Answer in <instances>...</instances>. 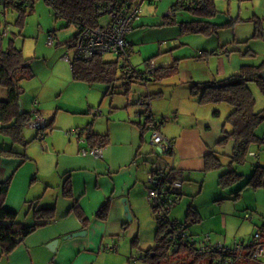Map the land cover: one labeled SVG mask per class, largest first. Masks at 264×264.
Here are the masks:
<instances>
[{
	"label": "crops",
	"instance_id": "0c3cea01",
	"mask_svg": "<svg viewBox=\"0 0 264 264\" xmlns=\"http://www.w3.org/2000/svg\"><path fill=\"white\" fill-rule=\"evenodd\" d=\"M153 2H155V5L149 4L147 6V3L150 2H146L141 6L138 20L134 22L132 30L126 36V40L130 44L129 61L132 68L134 67L137 71H142V73L145 72L143 76L149 75L152 71L159 72L172 66L176 68V71L169 77L157 80L151 78L145 82H141L134 79L133 84L143 86L142 90L138 91L140 95L137 94V97L132 96L131 92L129 94L124 93L126 100L118 98L114 101V97H112L110 98L111 101L108 107V99L106 97L108 93L103 83L88 84L74 80L71 63L75 59L72 40L76 33L60 46L73 50L72 53L74 54L72 57L68 53L62 57L58 56L57 54H60L58 50H52L56 47L55 41L52 46H48L46 39V46L50 47L49 51L51 53L46 57L25 59L27 61L24 63L26 67L23 77L17 81V86L20 89V94L23 93L22 82H24L23 86L25 89L29 85H32L27 83H33L34 87L31 88V98L25 97V99L19 100L20 109L22 112L30 114L34 109V102H36L35 108H37L47 122H51V127L43 132L44 138L42 141L38 140V131L37 134L27 139L25 137L27 126L24 128L23 135L28 145L25 147L17 145L14 148L17 152H23L26 158L9 157L1 153L2 150L13 147V144L8 137L0 132V182L9 178L11 179L5 200V204L7 205L5 206L17 212V221L20 222L21 220L19 217L20 211H25L28 215L33 208L54 206V220L57 222L53 226L46 224L23 238L10 254H1L3 264H85L88 261L92 262V260L98 258L93 256L92 252L102 251L100 250V245L108 228L109 222L107 216L109 206L111 205V209L115 205L120 218L122 207L120 205L116 206V200L126 198L132 219L136 216L134 208H136L135 201L137 198L133 199V193H135L133 192V188L138 187V181L143 178V173H141L140 169L132 166L130 162L138 166L140 160L141 162L150 161L151 169L148 176L153 171L174 174L173 180L181 183L179 191L180 199L175 205L177 206L182 200V192L184 190L186 192L191 191L190 184L186 188L184 184L185 180L190 181L189 175L186 176L184 174L187 171V166L191 167L189 163L191 158L189 157L196 154L198 158H202L204 171H209L205 168V156L208 153L212 152L219 158L214 149L225 137L224 131L227 129L226 118L231 112V108L226 104L224 105L225 108L222 106L224 115L220 119L221 112L217 110L218 107H221L219 106L220 104H200L198 96L192 92L191 86L193 83H205L219 80L222 77L227 78L239 73L244 66L248 65H244V60L243 63L240 61L233 62V58L229 56L228 47L226 46L229 43L226 42L225 45L221 46L219 41L209 38L215 33L208 35L188 30L185 27L186 23L199 21L219 25L217 19H215L217 15L209 18L193 15L187 16V18L181 16L179 20L169 22L167 18L169 12H171L170 10L161 21L160 13L162 11L160 9H163L164 12V9L170 4L171 0H152L151 3ZM249 20L254 22L252 37L264 39L255 36L257 28L264 30L261 23L264 17L260 19L254 16ZM240 22H242V19H236L231 26H235ZM4 30L7 29L5 28ZM51 32L54 34V40L55 38L57 39L58 36H56L55 31ZM147 33H165L166 40L160 41L161 38L159 37L144 38ZM2 34L3 32L1 36ZM191 35L206 37L207 39L203 41L200 47H194L193 50H189L188 46L191 39L188 37H192ZM6 36L2 38L4 39ZM237 38V35L233 38V41L236 43H238ZM247 40L245 39V43L249 41ZM217 44L220 47L216 50L215 45ZM2 45L5 47L3 40ZM248 52L251 53V50L248 49ZM52 53L54 54L52 55ZM116 61L120 66V60ZM139 63L142 66L138 68L137 64ZM259 66L262 67V72L264 70V62ZM34 77L35 80L27 82ZM133 84L129 87L130 91ZM75 89L84 94V100L81 105H76L73 101L68 104L65 101L68 99L65 98L66 92L73 93ZM101 95L102 99L100 100L103 103V109L100 110L96 108L99 101L96 100ZM142 96H145L146 99H142ZM148 96H150V99L147 98ZM7 97V88L0 84V101L7 99ZM63 100L66 105L63 104ZM140 100H144L145 103L143 105L137 104ZM123 109H125V114L122 111ZM147 110L150 111V115H147L149 116L148 119L143 115ZM103 111L105 115H103ZM65 113L69 114V116H64ZM56 120L59 123L58 125L70 129H66V133H71V139L70 137H61L59 134L55 136V133H52L54 129L53 123ZM149 122L161 124V135L171 142L172 154H161L157 152L158 149L154 146V151H142L140 150V145L134 158H130L129 160L130 153L133 154L130 143L125 144L122 143L123 141L119 142L118 140H133V128L136 130L138 128L142 131V134L144 132V134L148 135V133H151L146 127ZM143 128L145 129L143 130ZM71 129L74 130L71 131ZM76 130H80L84 136L89 132L91 134L108 135V144L104 148H101L102 158H94L91 155L81 156L79 154L81 149L90 150L93 147L91 148L87 141L86 143L80 142L79 137L75 133ZM50 133H52L51 136L49 135ZM125 146H129L128 150H123ZM116 174L122 176L129 174V177L122 183L116 180ZM68 178L71 183V197H66L63 192L65 181ZM18 182H20L21 193L20 190L19 192L14 191ZM200 182L198 178L194 180L196 184ZM92 189L94 192H91ZM16 192L18 193L17 195ZM90 192L89 201H91L92 210L88 212L87 208L89 206L83 203V199ZM143 193V189L140 188L138 194L141 198L143 197ZM78 195L79 197H77ZM46 196L52 200L56 198L57 202H61V207L50 202V204L44 203L42 199ZM19 200H21V205L17 202ZM105 200L108 204V211L105 220H101L97 218L96 214L105 203ZM74 201L78 202L89 225L90 221L92 222L90 226H88V223L84 225L75 213L70 211ZM101 203L102 205L97 209V206ZM27 205L28 207H26ZM65 207L67 211L64 209ZM172 210L169 217L171 220L177 221L173 217ZM196 212L198 213L197 220L200 222V214L197 210ZM72 215L76 218L74 219L76 222L75 227L70 223V220L68 221ZM31 216L34 219L33 215ZM262 225L256 235L260 234ZM59 229L60 234L65 235L74 231L86 232L83 235L87 236L84 240L85 242H81L84 244L83 249L79 247V251L77 252H74L72 247L65 249L67 240L62 242L61 245L59 240L54 247L50 246L54 252H49L46 246L50 244L53 238L58 236L56 234ZM186 232L188 233L187 229ZM188 234L195 236L190 233ZM208 242L211 244L210 240ZM241 243L244 244V242ZM217 244L220 245L221 243L218 242ZM113 249L110 248V250ZM67 251H70L71 258L65 262L64 259L66 258Z\"/></svg>",
	"mask_w": 264,
	"mask_h": 264
},
{
	"label": "rangeland",
	"instance_id": "374dc122",
	"mask_svg": "<svg viewBox=\"0 0 264 264\" xmlns=\"http://www.w3.org/2000/svg\"><path fill=\"white\" fill-rule=\"evenodd\" d=\"M175 3L176 0H171L170 4L164 9V12L163 9H160V11H162L160 13L161 21L163 20L164 16H167L168 11L171 10L170 8ZM215 3L219 10V13L215 17V19H217L219 25L225 24L230 19H232L234 22L236 19H242V22L237 23L235 26L233 25L228 28H221L209 38H214V40L219 41L221 46L225 45L226 42H228L229 44H226V46L228 47L229 56H232L233 58V62L240 61L241 63H243L244 60V65H261L264 62V39H255L252 37L254 32V22L250 21L249 19H252L254 16L263 19L264 0H215ZM147 4V6H149V4L155 5V2H150ZM4 14L5 15H0V31L1 33L7 31L9 34L3 39L4 46L7 47L9 45V41L12 40L14 47L22 51V55L25 59H33L36 57L44 56L46 57L49 53H51L49 51L50 47L46 46L47 35L51 31H55L56 36H58V38H55L54 40L56 43V47H54L52 50H58L60 54L57 55L61 57L67 55L66 53H68L70 57H72V55L74 54L72 53L73 50L67 49L65 46H60L64 41L72 37L76 33V30L74 28L64 27L65 24L63 21H56L53 14L51 13L50 8L46 5L44 0H35L34 9L32 13L24 19L23 27H18L15 25L17 17L14 11L8 10ZM190 15L191 14L187 11H176L174 20H179L181 16L187 18V16L190 17ZM106 21L107 17H103L101 19V23H105ZM261 23L264 27V20H262ZM5 28L7 30H4ZM235 35L238 36V43L233 41ZM191 36L192 37H188L189 39H191L188 46L189 50H193L194 47H200L203 44V41L207 39L206 37H197V35ZM151 37H159L161 38L160 41L166 40L165 33H147L146 37L144 38ZM245 39H248L249 41L247 40L248 42L245 43ZM215 47V49L217 50L220 46L218 47L217 44L215 45ZM248 49L251 50V53L248 52ZM53 54L54 53H52V55ZM103 59L104 61L117 60V58L112 55H105L103 56ZM134 59L135 57L133 58V61ZM121 61L122 60H120V64ZM137 66L139 68L142 66V64L139 63L137 64ZM32 80H35V77L29 79L27 82H30ZM23 83L24 82H22L23 93L20 94L19 100H23L25 99V97L31 98V88L34 87L33 83H27L32 85H29V87L25 89ZM122 84L123 80H118L114 82L110 87L108 95L106 96L108 99V107L111 101L110 98L112 97H114V101H116L118 98L126 100ZM104 85L106 87V90H108V86L106 84ZM247 85L255 101V112L263 111L264 94L261 92L256 83L250 82ZM142 88L143 86L140 84H133L131 87V95L137 97V94L140 95L138 91L142 90ZM73 93L69 91L66 92L65 98L68 99H66L65 101L68 104L73 101L76 105H81L82 101L84 100V94L76 89L73 91ZM100 99H102V95L101 97H99V99L96 100L100 101L97 102L96 108L101 110L103 109V103ZM63 104H65L64 100ZM224 105L225 104H220L219 106L221 107L217 108V110L221 112L220 119H222L224 115V111H222V106ZM122 111L125 114V109H123ZM103 115H105L104 111ZM64 116L67 117L69 116V114L65 113ZM58 124L59 123L57 120L55 123H53L54 129L52 130V133H55V136L59 134L61 137H70L71 139V133H66V129L68 128H64ZM226 128L230 129V126L227 125ZM72 130L74 129H71V131ZM52 133H50L49 135L51 136ZM35 134H37V130L27 126V128L25 129V137L27 139H30ZM256 135L259 138H264V120L257 127ZM118 141H123L122 143L125 144L130 143L133 154L130 153L129 160L130 158H134V155L139 149L140 145V150L142 151H154V148L150 143V133L146 135L143 132L142 134V131L138 128L137 130L133 128V140H131L132 142L129 140ZM128 147L129 146H125L123 150H128ZM232 149L233 142L231 139L219 142L214 150L218 154L222 166L215 170L204 171V163L202 158H198L196 154H193L195 156L191 155V157H189L191 158L189 160L191 167L187 166V171H185L184 174L186 176L189 175L190 181L185 180L184 184L185 188L190 184L191 191L186 192L184 190V192H182V200L180 204L173 208L172 214L178 222L187 225L188 233L195 235L193 237L197 244L205 243L210 240L211 244L215 245L219 242L221 243L220 245H223L226 248L233 247L235 242L239 241L244 242V244L246 245L248 241H250L259 232V229L264 222V188L245 186L246 182L251 177L255 167H264V143H260L258 141L252 142L248 147L247 154L243 157V162L241 163H235L231 160ZM130 163L132 166H135V168L140 169L141 173H143V178L138 181V187L136 186L133 188V192H135L133 193V199H135V197L137 198L135 201L136 208H134L136 216H134L135 218L131 220H127L124 216L123 200L126 198L116 200V206L120 205L122 207L120 218L115 205L111 209L110 205L107 216V220L109 222L108 228L100 245V250L102 251L98 250L96 252H92L93 256H96L98 258H95V260H92V262L88 261L85 264H146L141 259V256L156 247L155 233L159 224L155 219L152 209V203L148 202L147 200V190L149 188L148 173L151 169V163L150 161L141 162V160L139 161L140 164L138 166L132 164V162ZM229 171H235L238 175L241 176L240 179L238 180V182L231 183L228 186H219V177ZM116 176V180H118V182L124 183L125 180L129 177V174H124V176L116 174ZM197 178L201 181L198 184L194 183V180ZM140 188H142L144 192L142 198L138 194V190H140ZM19 190L21 193L20 182L17 183L14 191L19 192ZM91 192H94V190L92 189ZM91 192L87 196L85 195L83 199V203L89 206L87 208L88 212L92 210L91 201H89ZM17 194L18 193L16 192V195ZM77 197H79V195ZM42 200L44 203L48 204L50 202L61 207V202H57L56 198H53L52 200L50 198L48 199V197L46 196ZM17 202L21 205V200ZM104 202H106V200ZM102 203L97 206V209L102 205ZM26 207H28V205ZM190 208H193L199 212L201 217L199 223H186V217ZM64 209H66V207ZM34 210L35 208H33L28 215L27 213H25V211H20V222L23 221V223L27 226L33 225L35 223V220L32 219L31 215H33ZM74 219L76 218L73 215L68 219V221L70 220V223L73 224V227H75L76 225ZM56 222L57 221H55V223L52 222L51 224H49V226L55 225ZM91 223L92 222L90 221V225ZM123 224H125V226H123ZM90 225L88 222V226ZM59 231L60 229L56 234L58 236L53 238L50 244L46 246L49 252H54L50 246L54 243H58L59 240L60 245L62 244V242L67 240L65 249L72 247L74 249V252L79 251V247L83 249L84 244L81 242H85L84 240L87 236H77L66 239L68 236L78 233V231L71 232L67 235L60 234ZM33 236L36 237L37 235ZM49 236H51V234H49ZM207 236L208 240L206 239ZM102 248H105V250H103ZM110 248L114 249L110 250ZM69 252L70 251L66 252V258L64 259L65 262H67L68 259L71 258ZM1 257L2 256L0 252V259ZM0 264H3L2 259L0 260ZM184 264H187V262H184ZM262 264H264V262H262Z\"/></svg>",
	"mask_w": 264,
	"mask_h": 264
},
{
	"label": "trees",
	"instance_id": "16d2710c",
	"mask_svg": "<svg viewBox=\"0 0 264 264\" xmlns=\"http://www.w3.org/2000/svg\"><path fill=\"white\" fill-rule=\"evenodd\" d=\"M50 8L51 13L56 21H63L64 27H74L76 35L85 28H94L101 23L99 11L101 7L113 5L115 9L125 8L130 3L136 0H44ZM189 0H177L172 6V14L168 16L169 22L174 21L176 11H187L193 16L214 17L219 13L215 0H194V4H189ZM0 14L5 15L8 10L16 13L15 25L23 27L24 19L33 11L35 0H0ZM151 2V1H150ZM233 20L222 25H213L209 22H191L186 23V29L203 34L216 33L217 30L231 26ZM255 36L264 38V30L256 29ZM2 36L0 33V84L8 90V97L0 101V132L8 137L12 146L9 149L1 151L6 156H17L26 158L23 152L16 151L14 146L25 147L28 142L25 140L23 131L27 126L29 113L22 112L19 106L20 89L17 86V81L23 77L25 58L22 51L18 50L13 45V41H9L7 47L2 45ZM71 41V42H72ZM149 62V61H148ZM119 63L114 61H104L103 57H95L90 61H83L75 56L71 63V71L74 80L85 82L88 84L103 83L108 86L107 93L112 84L118 80H123L124 93L129 94V87L133 84V80L137 79L145 82L151 78L162 79L172 75L176 68L172 66L168 69H162L159 72H151L149 75L143 76L142 71H137L134 67L132 73H125V68L119 66ZM261 66H244L237 74L231 75L224 79L212 80L205 83H193L191 86L192 92L198 96L200 104H226L231 108V112L226 118L227 125L230 129H224L225 137L222 141L231 139L233 141V150L231 160L235 163L243 162V157L247 154L249 145L258 141L264 143V138H259L256 135V129L264 120V110L255 112V101L248 87V83H256L264 94V82L260 78ZM121 73V74H120ZM119 75V76H118ZM135 81V80H134ZM114 93V91H113ZM112 93V94H113ZM147 98L150 99V96ZM142 99H146L142 96ZM144 101V100H143ZM143 115L147 116L145 111ZM51 127V122H47L42 130ZM145 128H143L144 130ZM39 135V132H38ZM87 143L92 148H104L109 141L108 135L86 134ZM221 162L212 152L205 156V168L207 170H215L221 167ZM152 173H155L154 171ZM174 174L171 178L174 179ZM235 171H229L219 177V186H228L231 183L238 182L240 179ZM11 179H6L0 182V252L3 255L10 254L18 245L15 239L25 238L35 232L40 227L51 224L55 220V207L42 206L37 207L33 211L35 223L27 226L17 221V212L5 206V200L9 191ZM64 195L71 197V183L69 178L65 181ZM245 186L254 188H264V167L256 166L251 177L246 182ZM179 195V192H177ZM180 199V195H179ZM176 205V204H175ZM174 205V206H175ZM70 211L81 220L84 225H87L88 220L84 217L78 202L74 201ZM108 211V204L105 202L97 211V218L105 220ZM154 212V210H153ZM198 213L195 209L190 208L186 217V223L199 222L197 220ZM156 219V218H155ZM158 228L155 233L156 247L146 252L141 256V259L146 264H219L227 258L226 254L211 252L198 255L195 246H187L180 241H170L165 236V226L158 222ZM181 229L186 232L187 225L180 223ZM188 235V238L192 237ZM260 236L264 239V222L261 228ZM176 244V247L173 245ZM221 263V262H220ZM249 256L236 260L233 264H258Z\"/></svg>",
	"mask_w": 264,
	"mask_h": 264
},
{
	"label": "built area",
	"instance_id": "2783aa9c",
	"mask_svg": "<svg viewBox=\"0 0 264 264\" xmlns=\"http://www.w3.org/2000/svg\"><path fill=\"white\" fill-rule=\"evenodd\" d=\"M152 0H136L130 3L125 8L115 9L113 5H106L101 7L99 11L100 17H107L105 23H100L94 28H85L78 33L73 41V48L75 56L83 61H90L95 57H103L105 55H112L121 61V66L125 69V73L131 74L132 68L129 61L130 44L126 40L127 34L132 30L133 24L138 20L141 6L146 2ZM189 4H194V0H189ZM1 7V2H0ZM172 12H169V16ZM8 34L4 31L2 37ZM54 44V34L51 32L47 36V45ZM143 100L138 101L137 104L143 105ZM30 112L27 126L34 128L39 132L38 140L42 141L44 134L42 130L47 124L45 118L35 108ZM147 115L150 111L147 110ZM147 130L151 131V145L155 146L161 154L171 155L172 144L166 140L160 132L161 124L149 122ZM79 137V141L86 143V136L80 130L75 131ZM79 154L81 156L91 155L94 158H102V150L100 148H92L90 150L81 149ZM171 173H164L155 171L148 176L149 188L147 192V200L152 203L154 216L156 220L165 226V236L168 240L180 241L187 246H195L198 255L207 254L211 252L223 253L227 255L225 261L219 260V264H233L240 258L249 256L252 260L257 262H264V239L256 235L246 245L241 242H235L232 248H226L219 244L212 245L208 242L197 244L194 237L188 238L187 232L181 229L178 221L171 220L169 215L175 204L179 202V195L177 192L181 189V183L171 178ZM208 240V236L206 238ZM176 247V244L173 245ZM221 262V263H220Z\"/></svg>",
	"mask_w": 264,
	"mask_h": 264
},
{
	"label": "water",
	"instance_id": "95a60500",
	"mask_svg": "<svg viewBox=\"0 0 264 264\" xmlns=\"http://www.w3.org/2000/svg\"><path fill=\"white\" fill-rule=\"evenodd\" d=\"M149 72V71H148ZM147 72V73H148ZM260 78H261V80L264 82V70L261 72V74H260ZM140 93V92H139ZM157 152H159V150H157ZM123 204H124V216L126 217V219L127 220H131L132 219V217H131V214H130V210H129V206H128V204H127V200L126 199H124L123 200ZM86 234V232H78V233H75V234H73V235H70V236H68L67 238H71V237H77V236H83V235H85ZM22 237H19V238H17V239H15V242L16 243H20L21 241H22ZM56 245V243H54L53 245H52V247H54ZM52 247H51V249H52ZM53 250V249H52ZM54 251V250H53Z\"/></svg>",
	"mask_w": 264,
	"mask_h": 264
}]
</instances>
